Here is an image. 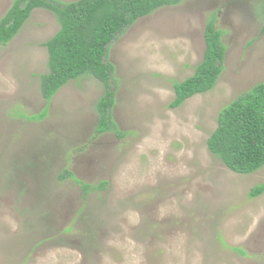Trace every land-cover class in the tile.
<instances>
[{
  "label": "rangeland",
  "instance_id": "obj_1",
  "mask_svg": "<svg viewBox=\"0 0 264 264\" xmlns=\"http://www.w3.org/2000/svg\"><path fill=\"white\" fill-rule=\"evenodd\" d=\"M13 2L0 0V19ZM214 15L224 70L214 88L171 107ZM59 28L36 8L0 46V264H264V192L250 196L264 166L236 173L207 144L222 108L264 81V0H184L120 34L107 59L123 136L96 133L105 84L94 77L43 97L45 43ZM65 168L107 184L85 194L60 178Z\"/></svg>",
  "mask_w": 264,
  "mask_h": 264
},
{
  "label": "trees",
  "instance_id": "obj_2",
  "mask_svg": "<svg viewBox=\"0 0 264 264\" xmlns=\"http://www.w3.org/2000/svg\"><path fill=\"white\" fill-rule=\"evenodd\" d=\"M184 0H14L0 19V46L6 45L22 28L36 8L51 10L60 24L58 31L46 41L48 70L40 75V89L46 100L70 82L85 76L94 77L105 84V92L96 104L98 122L96 133L113 131L125 134L112 115L116 101L117 82L115 66L108 53L113 41L137 19L157 9L177 5ZM212 16L205 28V51L202 60L190 76L174 82L175 98L171 107L181 105L195 94L204 93L216 85L224 70L226 45L223 31ZM114 78V83L112 82ZM46 110L29 116L42 118ZM210 151L232 171L253 173L264 166V81L229 102L219 113L217 126L207 141ZM74 177L81 183L85 194L102 189L107 181L98 185L83 182L70 168L60 178ZM264 192V183L255 185L250 196Z\"/></svg>",
  "mask_w": 264,
  "mask_h": 264
}]
</instances>
